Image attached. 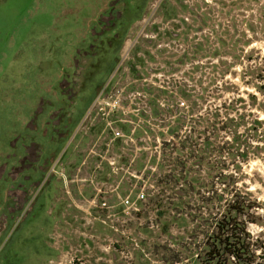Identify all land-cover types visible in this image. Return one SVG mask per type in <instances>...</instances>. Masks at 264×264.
Returning <instances> with one entry per match:
<instances>
[{
  "label": "rangeland",
  "instance_id": "rangeland-1",
  "mask_svg": "<svg viewBox=\"0 0 264 264\" xmlns=\"http://www.w3.org/2000/svg\"><path fill=\"white\" fill-rule=\"evenodd\" d=\"M108 1L0 0V264H175L169 250L184 228L162 234L157 210L140 196L153 188L163 140L173 141L176 106L182 115L176 134L191 132L197 148L210 114L243 116L237 134L250 148L237 185L259 205L248 230L264 244V0H144L119 29V51L102 50L98 90L53 158L65 167L55 168L62 177L53 176L55 214L88 238L84 229L96 224L95 255L78 244L71 249L61 236L45 184L13 211L27 197L18 192L28 194L42 179L28 170L31 108ZM199 170L204 181L205 166ZM125 197L138 201L136 210L126 212ZM71 206L77 212L69 222L64 209Z\"/></svg>",
  "mask_w": 264,
  "mask_h": 264
},
{
  "label": "trees",
  "instance_id": "trees-1",
  "mask_svg": "<svg viewBox=\"0 0 264 264\" xmlns=\"http://www.w3.org/2000/svg\"><path fill=\"white\" fill-rule=\"evenodd\" d=\"M172 115L173 141L163 140L153 188L141 194V199L148 197L147 205L157 210L162 234H168L171 226L184 228L172 241L171 261L264 264V244L248 230L249 224L256 223L259 205L250 199L243 184L237 185L242 178L239 162L246 159L250 148L237 134L236 127L243 124V116L229 117L225 112L222 119L219 114H210L204 120L205 138L197 148L198 138L191 132L181 138L176 134L182 117L177 106ZM221 133L232 135V139L223 141ZM201 165L205 166L204 181L198 178ZM149 173L145 171L144 178ZM145 185L149 186V182Z\"/></svg>",
  "mask_w": 264,
  "mask_h": 264
},
{
  "label": "flooded vegetation",
  "instance_id": "flooded-vegetation-1",
  "mask_svg": "<svg viewBox=\"0 0 264 264\" xmlns=\"http://www.w3.org/2000/svg\"><path fill=\"white\" fill-rule=\"evenodd\" d=\"M143 2L144 0H109L107 9L98 15V21L91 22L89 35L80 38L78 47L57 62L56 71L43 87V95L37 98L36 105L31 108L26 128L28 170L31 173L41 172L42 179L34 184L33 191H28V194L25 190L18 192L24 193L27 197H23L22 202L19 201L13 210L15 213L20 212L26 205L29 195L30 197L37 195L35 188L36 191L39 190L55 176L53 170L48 169L49 165H53L54 169L60 167L59 169L64 172L65 167H62L58 160L54 164L53 158L55 152L69 139L81 112L90 102L93 93L98 90L97 79L100 73L97 71V65L101 62L99 59L101 60L102 50L112 51V54L119 51L123 37L119 29L123 27L129 14L140 9ZM85 122L84 120L83 123ZM76 135L77 132L73 135L74 138ZM64 154L65 151L60 157L62 158ZM23 162L25 164V160ZM86 162L81 163V166ZM68 177L71 178L70 175ZM75 177L71 182L75 181Z\"/></svg>",
  "mask_w": 264,
  "mask_h": 264
},
{
  "label": "crops",
  "instance_id": "crops-1",
  "mask_svg": "<svg viewBox=\"0 0 264 264\" xmlns=\"http://www.w3.org/2000/svg\"><path fill=\"white\" fill-rule=\"evenodd\" d=\"M56 180H58V179H55L54 177H52V178H50V180L46 184L47 192H48V190L51 192L50 199H49V202H50L51 206L49 205L50 208L48 209V212L52 213V214L56 213V209H57L56 207L58 205L57 202L54 203L52 201V200H54V198L58 194L57 190L59 189V186H58V183H57ZM51 201L53 203H51ZM32 208H33V206H31V209H30L29 212L32 211ZM64 210H65L66 213H69L70 216L68 217V219H70L69 222H71L72 221V217H74V214L77 212V209H75V208H73L71 206V207H68V208L66 207ZM60 211H62V210H60ZM55 216H58L59 220H60V222H59V226L60 227L58 228V231L62 233L61 236H64V234H66V237L64 236V238H66V241L71 246V249L73 248L72 246L74 244L75 245L78 244L77 246L84 247V248L88 247V249H90L92 251V254H93V251H94V255L96 254L95 250H93V249H95V247H94L95 246L94 235H95V232H96V224L93 223L91 226L89 225L88 228L86 227L84 229V232H88V235H89V238H88L86 236L85 237L81 236V231L78 230L79 227H75V226H77V224L74 225V222L72 224V223H68L67 220H64L65 219V217H64L65 215L62 216L61 214L60 215L55 214ZM66 224L69 225V227L67 226L69 229H67ZM2 230H3V227H2V224L0 223V233L2 232ZM63 232H64V234H63ZM87 239H90L93 242V246H87L85 244L86 243L85 241ZM59 244H61V245H58L57 248L59 249V252H61V248L62 247L61 248H59V247L62 246V242H60Z\"/></svg>",
  "mask_w": 264,
  "mask_h": 264
},
{
  "label": "built area",
  "instance_id": "built-area-1",
  "mask_svg": "<svg viewBox=\"0 0 264 264\" xmlns=\"http://www.w3.org/2000/svg\"><path fill=\"white\" fill-rule=\"evenodd\" d=\"M52 170H53V174L62 175L61 172L56 171V169H54V167L51 168V171ZM99 194H101V192L96 191V193L93 195V197L90 198L92 200L91 203L89 204L90 207L94 206V200L99 196ZM140 198H141V196H140ZM121 203H122L124 209L126 210V212L129 209H135L136 210V207L138 206V201L133 202L132 199H129L128 197H125L124 199H122ZM100 207L106 208V203L102 202L100 204Z\"/></svg>",
  "mask_w": 264,
  "mask_h": 264
}]
</instances>
